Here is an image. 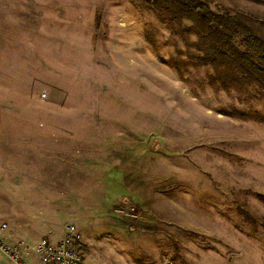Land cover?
<instances>
[{"label": "rangeland", "instance_id": "374dc122", "mask_svg": "<svg viewBox=\"0 0 264 264\" xmlns=\"http://www.w3.org/2000/svg\"><path fill=\"white\" fill-rule=\"evenodd\" d=\"M204 1L264 39V0ZM168 8L0 0L5 243L72 223L83 264H264V82Z\"/></svg>", "mask_w": 264, "mask_h": 264}, {"label": "trees", "instance_id": "16d2710c", "mask_svg": "<svg viewBox=\"0 0 264 264\" xmlns=\"http://www.w3.org/2000/svg\"><path fill=\"white\" fill-rule=\"evenodd\" d=\"M154 12L162 6L186 17L201 35L202 57L216 65L219 60L234 66L256 82H264V39L235 15L213 11L204 0H143Z\"/></svg>", "mask_w": 264, "mask_h": 264}, {"label": "built area", "instance_id": "2783aa9c", "mask_svg": "<svg viewBox=\"0 0 264 264\" xmlns=\"http://www.w3.org/2000/svg\"><path fill=\"white\" fill-rule=\"evenodd\" d=\"M0 252L14 264H83L85 255L80 233L72 223L64 226L57 240L41 237L33 245L21 241L9 245L0 238Z\"/></svg>", "mask_w": 264, "mask_h": 264}, {"label": "crops", "instance_id": "0c3cea01", "mask_svg": "<svg viewBox=\"0 0 264 264\" xmlns=\"http://www.w3.org/2000/svg\"><path fill=\"white\" fill-rule=\"evenodd\" d=\"M3 238L6 239L7 242H10L8 234H6ZM0 263L1 264H14L6 255L2 254L1 252H0Z\"/></svg>", "mask_w": 264, "mask_h": 264}]
</instances>
